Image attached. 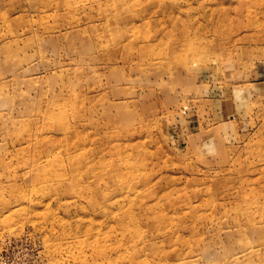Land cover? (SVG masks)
I'll use <instances>...</instances> for the list:
<instances>
[{
  "label": "rangeland",
  "instance_id": "374dc122",
  "mask_svg": "<svg viewBox=\"0 0 264 264\" xmlns=\"http://www.w3.org/2000/svg\"><path fill=\"white\" fill-rule=\"evenodd\" d=\"M0 264H264V0H0Z\"/></svg>",
  "mask_w": 264,
  "mask_h": 264
},
{
  "label": "bare ground",
  "instance_id": "6f19581e",
  "mask_svg": "<svg viewBox=\"0 0 264 264\" xmlns=\"http://www.w3.org/2000/svg\"><path fill=\"white\" fill-rule=\"evenodd\" d=\"M129 118H130V121L132 122V121H133V116H129ZM60 130H61V132L63 133L64 136H66V134L69 132V130H68L67 127H63V128H61ZM27 141H28V140H27ZM56 172H57V171H56ZM56 172H55L54 174H56ZM72 172H73V171H72ZM113 175H114V173H113ZM58 176H59L60 178H63V177H64V175L61 174L60 172L58 173ZM129 191H131V192H129ZM135 193H136V190H135L134 188H131V190L128 189V190H126L125 192H123V196H124L125 198H127L128 200H131V196H134ZM156 204H157V203H156ZM156 204H155V206L158 207V205H156ZM140 206H141V207L143 206V208L145 209L144 206L147 207V204H141ZM152 210H153V213H155V212H157L159 209L157 208V209H152ZM123 231H124L125 233H129L130 235H135V234L133 233L135 230H134L133 232H130L128 228H124ZM139 232H140L139 230H136V235H137Z\"/></svg>",
  "mask_w": 264,
  "mask_h": 264
}]
</instances>
